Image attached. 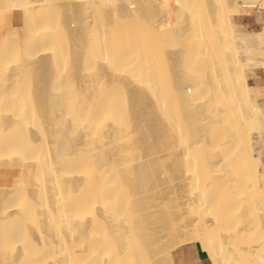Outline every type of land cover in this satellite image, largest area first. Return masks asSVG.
<instances>
[{
    "label": "bare ground",
    "instance_id": "1",
    "mask_svg": "<svg viewBox=\"0 0 264 264\" xmlns=\"http://www.w3.org/2000/svg\"><path fill=\"white\" fill-rule=\"evenodd\" d=\"M101 2L0 0V66L12 53H23L19 68L13 63L7 78L0 75V264H104L109 258L116 264L133 259L116 250L117 242L133 232L141 241L135 257L141 264H163L174 250L189 244H197L210 264L233 263L224 258L230 251L246 256L244 261L239 258L243 264H259L264 171L253 155L250 132L245 135L240 126L248 107L240 87V79L248 82L240 41L255 34L249 52L259 57L264 26L257 32L236 29L232 35L222 20L224 11L253 9L244 8L253 0H233L223 12L212 0H115L121 6L142 5L138 12L141 21L151 22V33L130 20H121L118 27L112 26L114 20L106 24L102 13L89 7ZM165 3L180 18V28L170 27L183 37L178 52L174 46L165 50L159 35L160 19L172 16L168 9L163 17L158 12L157 6ZM178 3L202 10V25L187 23H193V10H181ZM22 4L56 7L25 13ZM157 12L158 17L151 15ZM230 22L235 25L231 15ZM113 48L128 69L122 79L130 87L109 96L96 70L111 80L104 60ZM206 97L211 103H205ZM105 113L109 118L97 132L95 124ZM218 116L216 149L210 135L211 148L201 149L196 141H204L205 122L215 124ZM225 124L236 130L227 144ZM16 135L30 145L24 161L3 152L5 138ZM161 135L175 137L176 153L172 147L160 148ZM181 136L184 144L192 145L190 153L181 149ZM160 151L165 158L175 155L171 175L159 176L142 190V169ZM82 152L97 162L93 169L75 166ZM194 182L201 192L195 196ZM205 184L215 200L203 198ZM81 200L88 202L91 214L77 219L70 206ZM21 229L27 233L24 243L6 244V235ZM238 235L244 236L240 246L235 245L239 239L234 242ZM223 240L229 244L224 246ZM174 241L179 244L169 250ZM237 260L233 264H241Z\"/></svg>",
    "mask_w": 264,
    "mask_h": 264
},
{
    "label": "snow or ice",
    "instance_id": "2",
    "mask_svg": "<svg viewBox=\"0 0 264 264\" xmlns=\"http://www.w3.org/2000/svg\"><path fill=\"white\" fill-rule=\"evenodd\" d=\"M258 6L261 9V13L258 16L257 23H259L261 26H264V0H258ZM19 7L27 13L29 10H35L37 7H49L54 8L56 5H34V4H22L19 5ZM90 8L94 10H99L102 15L104 22L106 24H112L113 20L116 22L113 24V27H118L121 20L124 21H132L134 24H143L149 33L152 32V24L150 21H141V15L138 12V9L143 7L142 5H138L136 3H129L127 5L121 6L115 0H104V2H101L99 4L93 3L89 5ZM158 8L168 9L171 10V6L167 3L163 5H158ZM177 7L181 10H189L195 7L194 5H186L182 3H178ZM230 5L221 3L217 5L218 9H228ZM257 7V3L254 2H247L244 4V8H255ZM151 15H155L158 17V13H151ZM230 13L228 11H224L222 14V20H223V29L227 32V30L231 27V34L235 35L236 28L235 25L231 24L230 22ZM99 17H98V25L99 26ZM163 23V21H160ZM171 25H169V28ZM160 37L163 38V48L166 50L167 48L171 46H175L178 49H182V45L180 41L183 39L182 35L177 34L175 32H167L164 29H160L159 31ZM260 40H261V46H260V55L259 57H252L249 49L254 47V44L251 42L255 39V34H251V36H242L241 37V47L242 50L245 53V56H247V59L245 60V70L250 79H256L255 76V69L261 68L264 69V32H261L260 34ZM23 53L22 52H14L11 56L6 57V62L3 66H0V75L4 76V78H7L8 75V68L11 64H16L17 68L21 65ZM99 58L103 59V52L99 54ZM104 63L107 65V71L112 74L111 80H109V77L106 75H103L102 72L99 70L97 71L96 79L100 84L101 89L109 96H115L118 95L123 88L130 87L129 83L122 79L124 75L128 73V69L125 66L124 62L122 61L121 55L119 51L115 48L111 49L109 51V58L104 60ZM134 69L135 65H133V76H134ZM30 70V69H29ZM189 71H192L189 69ZM183 83V81H182ZM185 88L188 86L185 84ZM240 87L244 90L246 93V97L248 99V107H247V115L245 119L243 120L241 127L244 128L245 135L249 131H255L258 130L260 132L261 138L264 139V105H261L257 107L256 105L251 103V98L256 97L258 99L264 100V79H260L254 86L249 87V83L246 82L243 78L240 79ZM190 91V88L188 89ZM205 103H211V100L209 97L205 98ZM114 115V113H113ZM109 118L108 113H105L102 119L98 120V123L95 124L96 131H99L100 126L103 124L104 120H107ZM207 127L204 131V141L201 142L200 140H197L196 143L201 149H205L209 147L207 140L209 135L211 136V147L213 149H216V144L218 137L216 135V128L221 127L219 125V116L217 117V121L215 124H213L210 121L205 122ZM87 126V123H86ZM175 129V125L173 124V130ZM230 125L225 124L223 126V135H224V144L228 143V140L236 135V130L232 129L231 131ZM92 129H89L91 131ZM175 143V137L173 136H166L161 135L160 138V148L166 149L168 147H172L173 153L177 152V149L174 147ZM246 144V141H245ZM34 147V146H32ZM181 149L184 151H188L190 153L191 144H184L183 137L181 136ZM3 152L8 153L10 157H16L20 161H24L28 158L30 153V145L28 143H25V141L19 136H13L11 138H5L3 142ZM223 149H217V151H222ZM243 147L240 149V151H243ZM228 153L227 151H224V156L227 157ZM3 156H0V159H3ZM189 159V168L191 167L190 162V156L187 157ZM175 162V155L169 154L167 158H165V153L163 151H160L158 155L154 157H149L148 166L146 168L142 169V190L147 187H151V185L156 181V179L159 176L165 177L167 179L171 173L169 171L170 164ZM254 163V162H253ZM97 165V162L95 160L90 159L88 153L82 152L78 158L75 160V166L77 167H86L89 169H93L94 166ZM23 179V173H21V176L17 178V181H21ZM249 188H253V184L249 183ZM201 194L200 190L197 189L195 182L193 183V191L192 195H198ZM96 198L98 199L99 196L94 194ZM202 196L204 199H212L215 200V195L209 196V192L207 191V186L205 184V188L202 192ZM260 204H261V213L264 214V189L260 191ZM170 205L165 204L164 207H169ZM16 207L21 208L20 205H16ZM71 209L76 213L77 219H82L84 216L90 215V207L86 200L76 201L71 204ZM23 211V208H21ZM155 210V209H153ZM68 211V208L66 207V212ZM64 217H62V220ZM68 230H72L71 223L68 224ZM59 238H63L60 233L57 234ZM260 254L261 259L259 261V264H264V218H262L261 221V228H260ZM135 233H129L127 240L121 239L117 242L116 250L118 254H128L133 257L131 260H125V261H117L116 264H141V261L139 259H135L137 252L141 251V241L138 239H135ZM27 238V233L21 229L19 233H17L15 230L10 232L5 237L6 244H11L13 247L19 244L24 243V241ZM41 238L44 239L43 233L41 234ZM105 240H108V237L105 236ZM179 241H174L171 244L168 245L169 250L174 246L178 245ZM104 250H108V245H104ZM3 264H10L8 261H4ZM11 264H14V262H11ZM22 264H27V262H22ZM59 264V262H57ZM84 264H89V262H84ZM104 264H113V261L111 258L104 261ZM156 264H161L160 261H157ZM163 264H175V261L173 259H166L163 261ZM183 264V262H182ZM186 264H196L195 260H191L186 262ZM243 264V262H241ZM250 264V262H249Z\"/></svg>",
    "mask_w": 264,
    "mask_h": 264
},
{
    "label": "rangeland",
    "instance_id": "3",
    "mask_svg": "<svg viewBox=\"0 0 264 264\" xmlns=\"http://www.w3.org/2000/svg\"><path fill=\"white\" fill-rule=\"evenodd\" d=\"M216 1V2H215ZM233 0H212V3L213 2H215V3H217L216 4V6L215 7H217V5L218 4H221V3H224V4H227V5H230L231 4V2H232ZM238 2H245V1H247V0H237ZM253 2L254 3H257V2H255L254 0H253ZM161 5H163V4H161ZM158 8V7H157ZM173 8V7H172ZM159 9V8H158ZM158 9H157V11H158ZM165 9H163V8H161V9H159V11L158 12H160V14H161V16L163 17L164 15H165V13L167 14V12H166V10L164 11ZM193 11H192V14H193V23L192 22H187V23H190V25L191 26H198V25H202V23H203V11L202 10H195V9H192ZM217 10L219 11V12H223V10L224 9H218L217 8ZM196 11V13L198 14L197 16L199 17H196L195 16V14L196 13H194ZM157 12V13H158ZM171 12H172V16H171V18H168V20H164L163 21V19H160V18H162L161 16H159V19L160 20H162L163 22H165L166 24L168 23V22H171V23H169V25L171 24V28H173L174 30H176V29H178V28H180V23H179V16H178V11H174V10H171ZM244 12H250V14L251 15H254L255 16V20H256V26L254 27V28H252V29H248L247 27H245V26H239V25H236V23H235V15L238 13H244ZM261 13V10L260 9H258V8H253V9H251V10H245V9H238V10H230V14H231V20H232V22L236 25V29H237V31H245V32H257V31H260L261 29H262V27L263 26H261L259 23H257V19H258V16H259V14ZM159 14V13H158ZM171 15V14H170ZM146 17H150V16H146ZM147 18V19H148ZM197 18V19H196ZM146 19V18H145ZM170 19V20H169ZM159 20V21H160ZM196 21V22H195ZM200 22H202L201 24H200ZM163 24V23H159L158 25H159V28L160 29H164V30H166L167 29V26H166V24ZM186 23V24H187ZM195 23V24H194ZM194 24V25H193ZM165 26H166V28H165ZM170 28V29H171ZM160 29H159V31H160ZM173 29H171V32L173 31V32H175L176 33V31H174ZM193 43V42H192ZM194 44V45H193ZM192 45L193 46H195V43H193ZM175 47V46H174ZM174 47H173V49H172V51H177L178 52V48H175V50H174ZM173 54V53H172ZM173 57H174V55H173ZM174 59H176V57L174 58ZM194 66H196L195 64L194 65H192V67H194ZM261 74H264V69H261V68H256L255 69V76H256V78L257 77H259ZM222 75V74H221ZM220 75V78H219V81H220V83H223L224 81H223V77ZM247 76H248V74H247ZM201 77V75L198 77V78H200ZM251 80L250 79V77L248 76L247 77V81H248V83H249V85H250V81L249 80ZM190 97H192L193 96V94H192V91H190ZM255 105L257 106V104L260 102V101H262L261 99H258V98H256L255 97ZM250 132V135H251V133L253 134V133H258L259 131L258 130H255V131H249ZM260 133V132H259ZM208 143V142H207ZM209 144V143H208ZM208 148V147H207ZM209 148H211L210 147V144H209ZM208 148V149H209ZM262 164V166H261V168L263 169L264 168V164L263 163H261ZM240 234V233H239ZM241 235H244V233H241ZM241 235H238L239 237L241 236ZM239 237H237V238H235L234 239V242H236L238 239L240 240H238V243H235V245H237V246H240L239 244H242L243 242H242V240H241V237H244V236H241L240 238ZM244 240V239H243ZM226 241V242H225ZM228 240H223V242L224 243H222L224 246L225 245H228L229 243V241L227 242ZM236 246V247H237ZM231 253L233 252V251H230ZM229 252V254L227 255V253H225L224 254V258L226 259V257H228V260H225V261H227V263H228V261H232L233 263L235 262V260H237V258H238V263L239 262H241L240 261V259H242V261H244V260H246V256L243 258V257H241L242 256V254L238 257L236 254L237 253H239V251L238 252H233L232 253V255H231V253ZM241 252V251H240ZM240 254V253H239ZM229 255L231 256V257H229ZM234 255V256H233ZM232 256L234 257V258H232ZM241 257V258H240ZM236 258V259H235ZM240 258V259H239ZM233 263H230L229 262V264H233ZM235 263H237V262H235Z\"/></svg>",
    "mask_w": 264,
    "mask_h": 264
},
{
    "label": "crops",
    "instance_id": "4",
    "mask_svg": "<svg viewBox=\"0 0 264 264\" xmlns=\"http://www.w3.org/2000/svg\"><path fill=\"white\" fill-rule=\"evenodd\" d=\"M255 16L251 15L250 12L237 13L235 15V23L239 26H245L248 29H252L256 26ZM262 75V76H261ZM256 79H251L250 86H254L260 79H264V74H261ZM255 99V97H254ZM255 104V100H254ZM264 105V100L257 104V107ZM252 152L255 158L259 159L260 163L264 164V139L261 138L260 133H251L250 135ZM262 166V164H261ZM260 170L264 171L260 167ZM172 259L175 264H186V262L195 260L196 264H210L206 255L201 251L197 244H189L182 246L172 252Z\"/></svg>",
    "mask_w": 264,
    "mask_h": 264
}]
</instances>
